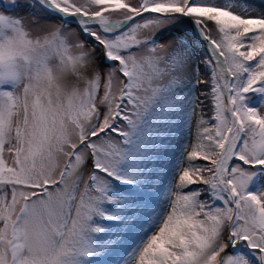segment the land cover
<instances>
[{
	"label": "snow or ice",
	"instance_id": "snow-or-ice-1",
	"mask_svg": "<svg viewBox=\"0 0 264 264\" xmlns=\"http://www.w3.org/2000/svg\"><path fill=\"white\" fill-rule=\"evenodd\" d=\"M0 264H264V0H0Z\"/></svg>",
	"mask_w": 264,
	"mask_h": 264
},
{
	"label": "trees",
	"instance_id": "trees-1",
	"mask_svg": "<svg viewBox=\"0 0 264 264\" xmlns=\"http://www.w3.org/2000/svg\"><path fill=\"white\" fill-rule=\"evenodd\" d=\"M195 127V117L193 118V128Z\"/></svg>",
	"mask_w": 264,
	"mask_h": 264
},
{
	"label": "rangeland",
	"instance_id": "rangeland-1",
	"mask_svg": "<svg viewBox=\"0 0 264 264\" xmlns=\"http://www.w3.org/2000/svg\"><path fill=\"white\" fill-rule=\"evenodd\" d=\"M213 35H215V33H213Z\"/></svg>",
	"mask_w": 264,
	"mask_h": 264
}]
</instances>
